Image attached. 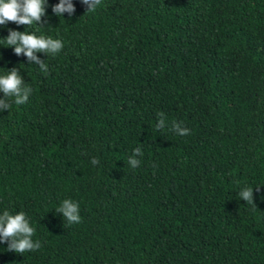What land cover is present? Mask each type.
<instances>
[{"label":"trees","instance_id":"trees-1","mask_svg":"<svg viewBox=\"0 0 264 264\" xmlns=\"http://www.w3.org/2000/svg\"><path fill=\"white\" fill-rule=\"evenodd\" d=\"M72 2L0 26L64 45L37 53L42 72L0 41V74L32 89L0 112V214L24 212L41 243L0 244V264H264V0Z\"/></svg>","mask_w":264,"mask_h":264},{"label":"clouds","instance_id":"clouds-1","mask_svg":"<svg viewBox=\"0 0 264 264\" xmlns=\"http://www.w3.org/2000/svg\"><path fill=\"white\" fill-rule=\"evenodd\" d=\"M80 2L86 6V12H94L101 5L102 0H80ZM46 3L47 0H0V26L7 25L9 22L28 27L33 24L41 25L43 23L42 17L46 14ZM75 10L72 0H59V3L52 8L53 14L57 17H62L64 13L71 16L75 13ZM0 41H3L7 47H12L17 56L20 54L26 56L29 63L38 65L42 72L47 71V64L45 60H41L37 56V53H44L47 57L56 56L64 47L59 39L12 29H9L7 37L0 39ZM31 91L32 89L26 86L24 79L16 68L0 74V92L3 93V98H0V112L8 111L11 108L10 101L16 105L25 104ZM159 116L160 119L156 124V129L163 130L165 128L164 114L159 113ZM171 130L181 137L190 134L188 128L177 122L173 123ZM142 155L141 149L136 148L133 156L128 160V165L136 168L140 161L135 157ZM91 163L97 165L99 161L93 158ZM259 188L256 187V190L259 191ZM253 189L247 186L242 187L237 193L239 200L256 206ZM79 211V204L71 199L63 200L55 209L56 213L62 214L63 222L69 226L81 222ZM34 234L35 228L30 226L29 219L24 212L10 214L9 211L5 210L0 214V244L6 243L7 251L23 255L25 252L38 250L41 243L40 241H33Z\"/></svg>","mask_w":264,"mask_h":264}]
</instances>
